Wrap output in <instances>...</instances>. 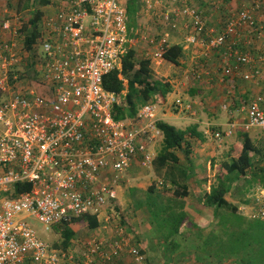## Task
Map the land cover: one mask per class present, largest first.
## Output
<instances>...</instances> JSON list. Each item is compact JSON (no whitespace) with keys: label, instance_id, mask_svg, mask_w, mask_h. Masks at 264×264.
<instances>
[{"label":"built area","instance_id":"2783aa9c","mask_svg":"<svg viewBox=\"0 0 264 264\" xmlns=\"http://www.w3.org/2000/svg\"><path fill=\"white\" fill-rule=\"evenodd\" d=\"M144 1L147 14H154L157 8L150 6L151 0ZM58 2V7L48 5L38 20L32 70L20 65L24 57L16 42V7L3 8L0 17V264H103L124 253L145 264L141 250L118 222L120 212L113 209L121 176L135 161L142 167L152 165L156 153L151 145L163 134L156 125L155 104L141 107L136 118L116 120L113 107L120 99L105 89L103 77L122 68L134 32L141 40L148 35H142L140 22L128 25L127 0ZM238 7L223 18L219 32L208 28L195 0H167L160 17L166 23L185 20L187 42L201 44L204 53L225 47L223 77L254 81L264 69V50L254 55L251 33L264 38L259 19L264 0L242 1ZM35 77L52 88V101L32 85ZM263 105L264 95L244 103L245 131L264 129ZM233 133L229 126L216 137ZM17 182L31 183L32 188L10 197ZM254 195L256 213L264 215V187ZM87 214L103 222L102 234L87 237L80 252L53 247L35 226L38 222L48 231ZM109 228L113 234L105 238Z\"/></svg>","mask_w":264,"mask_h":264},{"label":"trees","instance_id":"16d2710c","mask_svg":"<svg viewBox=\"0 0 264 264\" xmlns=\"http://www.w3.org/2000/svg\"><path fill=\"white\" fill-rule=\"evenodd\" d=\"M17 5V13L20 16L22 15V18L19 21L18 37H20V39L23 41V45L25 46V48L29 51H33V56H35L33 59L24 64L28 65V67H30L32 70L34 68V64L36 63L35 45L38 42L37 40L40 33V24L38 20L42 15V12L44 13L45 10H49L47 8L48 5H52L53 8L58 7L59 2L58 0H18ZM146 10L147 6L144 0H127L126 20L128 25L138 26V22L140 21V18L143 17V15L151 16L150 14H147ZM229 12L230 10L227 8L222 12L224 20L225 16ZM27 13L29 14V16L25 19L24 16ZM262 14H264L263 11ZM158 24L159 27L162 28V25L159 22ZM164 24L168 26L173 25L170 23V21L168 23L164 22ZM220 24H222L223 28V19L222 23ZM141 26H143V23H141ZM139 35L140 34H136L135 32L132 34V36H134L135 38L139 37ZM154 37L155 39L151 42V44H161L160 47L162 48V57L166 61L179 65L181 64V60H187V51L190 50L187 49L183 44H170L167 41L165 33L163 31L156 33ZM225 51V47H221L215 50V52L218 53L223 52L221 56L224 55ZM204 52L202 53L204 56H202L201 58H204V60L207 61L213 51H208L207 53ZM255 65L260 66L258 64ZM197 71L198 70H195L194 74L196 75L193 77L194 80L206 84L207 81L204 80L205 74L198 75ZM263 72L264 69H261V74H263ZM221 73L222 69L219 73L217 72V74L219 75H221ZM120 75H122V78ZM200 79L201 81H198ZM225 79H229V77H223L222 75L221 81L223 82ZM258 79H255L254 81ZM32 85L39 91V93L45 99L50 101L53 100L52 88L46 85L41 78L35 77L34 79H32ZM103 85L106 90L115 92L120 99V101L116 103L113 107V116L116 120L136 118L141 107L148 104H156L160 102L162 103L165 100V96L172 90V84L169 80H160L159 78L153 75L152 57H150L149 55L140 56L139 53H137V51L132 46L131 48H128L127 52L123 56L122 68L114 69L107 73L103 77ZM123 91H126V95H123ZM244 103L247 102L244 101ZM156 125L163 134V141L161 149L153 160L154 168L157 172V175L162 178V181L160 183L167 185L168 182V185H170V187H163L164 192H166L167 190H173V195L174 198H176L177 204L180 200L179 198L183 199L184 197L190 196L191 192L193 191V188L189 183H187V179L189 178L187 175V170L183 169L178 165L179 157L174 153V151L180 149L184 145H187L186 151H189L190 144L187 141V137L191 136L203 139V132L198 130L197 124H191L186 128L182 129L164 120H158ZM256 142L257 143H254V141H252V139L250 140L249 138L245 139V141L242 143L240 154L237 157L232 158L230 161H226L223 163V166L226 169L227 173L223 174L222 172L221 175L219 174L217 176L216 183L212 185L210 192L205 197V203L213 206L215 208V211H217L218 213L220 209H228L229 206L231 207L230 209L232 210V215L230 217H222L221 224L223 226L232 225L237 226L238 228H245V230L241 232H234L228 234L229 244H227L226 242L222 243V250L224 256H244V254H242L243 251H249L247 249L251 247V242L254 241L253 238H251V234L253 232L251 233L250 223L243 220L241 222L242 224H248L240 225L237 223L236 225H233L236 221H234L233 223L230 222V218H241L243 216L236 213L238 207L227 201L226 194L231 190L234 182L238 180V178H240L241 176H245L247 170L252 167L255 169V171L251 175V188L257 189L258 187H264V163L261 162V160L264 161V139L262 140V142L260 139L256 140ZM261 168H263V170H261ZM174 170H177L178 172H173ZM163 171L165 172L164 175H162ZM154 184H152L148 188V201H150L149 204L155 209H157L158 206H161L163 209H165L163 217L167 218L170 224L166 227L162 226L160 230L163 237L165 236V239H168L169 236L179 232L182 224L185 222L186 214L176 212V209H174V207L170 205L166 195L163 196L162 193H160L161 195L155 193L156 188ZM31 188V183L17 182L13 186V191L10 194L8 193V195L10 197H13L19 194L27 193L31 190ZM159 201H162V203H160ZM114 207L115 208L113 210L115 212L121 211L119 209L118 201L115 202ZM257 210L258 208L255 209V211ZM95 215H81L80 217L74 218L71 221L61 223L63 224V227L61 224L54 226L55 229L59 231L60 237L62 239L60 244L56 246L63 250L73 248L76 230L70 227L72 223H76L78 225V230H91L92 233H90L87 237L92 236L94 234V231H98L99 233V230L97 228L102 225V221H100V219H98V217ZM251 216L254 219L261 218L264 220V215L262 213L257 212L256 214H252ZM238 222L240 221L238 220ZM84 240L85 238L81 240H76L78 244L77 247L80 244L81 248L84 249ZM174 250L175 249H173L172 247L170 248V246H167L166 256L168 257L172 255L170 253H173ZM205 251L209 252V249L205 248ZM250 252L251 249L249 251V261H247V264H251ZM166 263L167 262H165V264Z\"/></svg>","mask_w":264,"mask_h":264},{"label":"crops","instance_id":"0c3cea01","mask_svg":"<svg viewBox=\"0 0 264 264\" xmlns=\"http://www.w3.org/2000/svg\"><path fill=\"white\" fill-rule=\"evenodd\" d=\"M242 1L243 0H195V3L205 12L206 15H209L210 19L207 23H213L214 25H217L222 23L223 14L221 9H226L225 6H227V4V7H232L234 5L238 6V4L240 7ZM2 6V0H0V7L2 8ZM262 15L263 16L261 17L259 16V19L262 23H264V14ZM185 47L188 48V46ZM159 58L161 59L162 57L159 56ZM153 61L154 58H152V62ZM178 67L180 68L181 65H178ZM154 73H156V70ZM189 79L191 82L186 84H182V82L176 78L168 79L172 84V90L165 96V100L162 103H156V109L158 118L160 117L159 120H164L182 129L191 124H197L198 130L203 132V139L191 136L187 137V141L190 144L189 151H186L187 145H184L180 149L174 151L178 157H180V150H184L185 154L188 155L186 162H180L179 160L178 165L187 170V175L189 177H187V183L192 186L194 193L191 192L190 196L184 197L183 199L179 198L180 202L178 201L176 204V198H174L173 190L160 192L163 196H167L170 205L176 209V212L186 214V219L179 232L169 236L168 239H165V236L163 237L161 230L157 229L156 227L151 230L150 236L146 235L144 237V239L147 241L149 237L151 240V244H145L143 246L145 247V251L148 249V255L150 253L154 255L153 259L150 261L145 254L146 262L147 264H165V262H167L166 264H247V261H249V251H243L242 254H244V256H241L242 259L239 260L233 257V255L224 256L222 250L223 242L229 244L228 234L241 232L245 230V228H238L237 226L232 225L223 226L221 224L222 217H230L232 215V210L230 209L231 207L229 206L228 209H220L218 213L215 211L213 206L205 203V197L210 192L212 185L216 183L217 176L219 174L221 175L222 172L223 174L227 173L223 163L230 161L232 158H235L240 154L242 143L245 141V139L249 138L250 140L252 139L254 143H257V139L252 133V131L256 128L251 129L250 131L244 130L242 124L245 121L246 112H243L244 109L242 108V104L237 99H234V97L237 96V93L242 94V97L251 95V87H249L247 90L244 89V91L241 92L236 90L237 88L235 78L225 79L224 82H226L229 90L232 91V98L231 100L228 98H223L222 101L219 100L220 104L222 105V110L217 108V111H212L209 108L204 111L206 113H201L197 110L191 111V109H184L182 107L184 104L180 105L182 102H179L178 104L182 107V109H177L178 111L171 112L167 107V104L171 99L172 102L174 101L173 103L178 102L179 100H184L182 95H185V99L189 98V103L191 104H198L199 102L204 104L209 101L213 103V99H211L214 96L213 91H208V87L206 89L205 84L203 83L197 82L195 80L192 82L191 75L189 76ZM253 90L254 91L252 94H259V92H257L259 91L258 87H254ZM178 104L177 106H179ZM220 104L218 107H220ZM224 105H226V108H224ZM197 114L199 117H197ZM182 125L186 127H182ZM229 126H232L234 129V133L232 135H223L221 138L216 137L217 131L226 130ZM215 130V133H210L211 131ZM161 141H163V137L161 138ZM223 155H227L228 157L222 160L215 159L218 157H223ZM216 160L218 162L214 164ZM138 165L139 162L135 161L132 167L121 176L119 181V197L122 194L126 196V200L128 201H134L132 193L137 192L139 188L148 189L147 184L144 182V178L146 177L142 173L140 174L141 171H138ZM261 170H263V168H261ZM254 171L255 169L253 167L249 168L246 172V175L238 178V180H236L232 185L231 190L226 194L227 201L238 207L236 213L244 217L251 215L254 211V207L251 206V208L248 207L247 209L241 210L240 208L243 207V205L240 204L246 202L248 197L238 201L237 193L247 189L243 188L245 185L251 187V175ZM164 174L165 172L162 173V175ZM156 177L158 180L162 179L157 175V173ZM137 182H139V184H137ZM141 184H144L145 186H142ZM123 185L126 187L122 188ZM203 187H206L208 193H205V196L203 195L201 197L200 193L202 192ZM157 189H155V193L160 194ZM147 193L144 196H139L138 201H145L146 203L148 201ZM197 197L199 198V201H197ZM146 232L148 231H143L141 233ZM159 239L160 243H158ZM153 241H155V243ZM167 246L175 249L173 253H170L172 255L168 257L166 256ZM205 248H208L209 252L205 251ZM125 257L131 256L124 255L123 258Z\"/></svg>","mask_w":264,"mask_h":264},{"label":"rangeland","instance_id":"374dc122","mask_svg":"<svg viewBox=\"0 0 264 264\" xmlns=\"http://www.w3.org/2000/svg\"><path fill=\"white\" fill-rule=\"evenodd\" d=\"M243 1H248V0H243ZM167 3V0H151V4L150 6H155V13L154 14H150L151 16L148 15H143L142 18H140V23H143V26L141 28L142 31V35H148L147 37H144L143 40H141L140 36L139 38H136L135 41L132 44V47L137 51V53H139L140 56H150L152 58H154V61L152 62V67H153V75L157 78H159L160 80H168V79H179L180 82H182V84H186V83H190V79L189 76H192V82L194 80V76L196 74L195 70H198V75L200 74H205L204 76V80L207 81L205 84V87H208L209 91H213V103L211 101L206 102L204 104H202L201 102H199L198 104H191V111L197 110L200 111L201 113H206L204 112L207 109H211L212 111H217V108L222 110L221 108V104L219 102V100L222 101V99L224 98H228L229 100H231L232 98V91L229 90V87L227 86L226 82H221V77H222V73L221 75L217 74V72L219 73L220 70L222 69L224 62H223V56L222 53L223 52H215L213 51L210 54V58H208V60H204V58H201L202 56H204L202 53L204 52L201 49V44H197V45H190L189 42H187V25L185 20L183 19H178V18H173L170 23L173 24L171 26H168L166 24H164V20L162 17H160V15H162V11L161 8L165 7ZM2 8L0 7V17L3 15V8H8L11 11H14L17 5V0H2ZM217 4V3H216ZM241 4V3H240ZM157 5V6H156ZM228 6V4H227ZM225 6V8H228L231 10H235L238 6H229L227 7ZM177 8V7H172V9ZM225 9H221V11L223 12ZM162 12V13H161ZM221 15V13H220ZM29 14L27 13L24 17L25 19L28 18ZM157 16V17H156ZM207 17V22H209L208 20L209 15H206ZM22 18V15H19V21ZM158 22L162 25L160 28ZM208 28L210 29H214L216 32H219L222 30V24H217L214 25L213 23L208 24ZM135 26V25H133ZM177 29V30H176ZM163 31L165 33V37L167 39V41L171 44V43H180L183 44L184 46H188L187 49H189L190 51H187L188 53V57L186 61L181 60V69L178 67L177 64H174L172 62L166 61L162 56V58L160 59L159 56L157 55V53L159 52V49L161 48V44H151V42L155 39L154 35L156 33H159ZM200 38V37H199ZM205 37H202V39H204ZM251 40L253 41V48H254V55H257L259 53L263 52V48H264V38L262 40H258L254 34L251 33ZM16 42L18 47L21 48V55L24 57L23 61L20 65H23V63H26L28 61H30L31 59H33L35 56L33 51H29L25 48V46L23 45V41L20 39V37H16ZM252 50V49H251ZM23 67H25L27 70L29 69L28 65L24 64ZM156 70V73H154ZM232 77H229V79ZM189 79V80H188ZM234 79V78H233ZM236 80V90L238 91H244V89H248L249 87H251V95H247L246 97H242V94H238L237 96L234 97V99H237L243 106L244 101L248 102L249 100L253 99L255 96V94H252V92L254 91L253 88L254 87H258L259 88V94L264 95V72L263 74L260 75V78L256 81H245L243 79H241V77L236 76L235 77ZM198 81H201L198 80ZM227 86V87H224ZM211 94V93H210ZM209 94V95H210ZM230 95V96H229ZM216 97V98H214ZM182 98L184 100H179L182 102V104H184V106L186 104H189L190 99L187 98L185 99V95H182ZM174 102V101H173ZM172 99L170 100V102L167 104V107L170 109L171 112L173 111H178L177 109H182V107L178 104V102L173 103ZM225 102V101H224ZM173 103V104H172ZM223 103V102H222ZM177 104L179 106H177ZM208 104V105H207ZM220 104V107H218ZM156 105V104H155ZM208 106V107H206ZM241 108V107H240ZM185 109V108H184ZM241 110V109H240ZM209 112V111H208ZM245 113V111H243ZM161 116V115H160ZM197 117H199V115L197 114ZM160 118V117H159ZM158 113H157V109L155 112V119L158 121ZM182 127H186L184 125H182ZM215 133V131H211L210 133ZM253 136L256 137L257 140H262L264 139V129L263 128H256L252 131ZM152 151L157 154L159 152V150L162 147V141L161 138H157L156 141H154V143H152ZM181 153L179 154V160L180 162H186L187 160V154H185L184 150H180ZM201 156V155H200ZM227 155H223V157H218L215 159L218 160H222L224 158H227ZM199 162V161H198ZM218 161L216 160L214 162L217 163ZM261 162L264 163L263 160H261ZM138 171H141L140 174L142 173L143 175H145L146 178H144V182L147 184V188H149L152 184L155 185V188L157 189V191L160 192H164V186H168L170 187V185H164L161 184L160 182L162 181V179L158 180V178L156 177V170L154 168V164L150 165V166H140V164L138 165ZM173 172H178L177 170H174ZM222 172V171H220ZM217 172V173H220ZM164 173V171H163ZM156 177V178H155ZM160 181V182H159ZM143 182V183H144ZM137 184H139V182H137ZM159 184V185H158ZM142 186H145L144 184H141ZM126 186L123 185L122 188H125ZM243 188H247L243 191H241L240 193H237V199L238 201L243 200L244 198H247L246 202L241 203L240 205H243V207H241V210L247 209L248 207L251 208L254 207V211L253 213H255V209L258 208V205H256V203L254 202V198L256 194V188H251L248 187L247 185H245ZM127 189V188H126ZM146 188H139V190L137 192H133L132 193V197L134 199V201H128L126 200V196L124 195H120L119 197V209L120 211V217H118V222L120 223V226L123 227L127 233V236H129L131 238V242L133 245H136L137 247H140L142 249L143 254L147 255L148 260L151 261V259H153V254H149L148 255V249L147 251H145V247H143L145 244L149 245L151 244V240L150 237L147 240L144 239V237L146 235L150 236L151 230H153L154 227H156L157 229H160L166 226H169L170 222L167 218L163 217L164 211L165 209H163L161 206H158L157 209H155L154 207H152L149 204V201H147L145 203V201H138L139 196H144L147 193ZM166 191V190H165ZM193 192V191H192ZM194 193V192H193ZM205 193H208V190L206 189V187L202 188V192L200 193V196L202 197L203 195L205 196ZM128 194V193H126ZM129 195V194H128ZM252 197V198H251ZM121 198V199H120ZM136 198V201H135ZM193 198V197H192ZM123 199V200H122ZM197 201H199V198L197 197ZM126 200V201H124ZM202 201V200H201ZM200 201V202H201ZM160 203H162V201H159ZM158 202V203H159ZM137 212V214H136ZM252 213V214H253ZM251 214V215H252ZM251 215L246 216V217H241V218H230V222L233 223L234 221H236L233 225H236L237 223L240 225H246L248 223H250L251 226V238H253L254 241L251 242V247H249L247 250L250 251L251 249V264H263L264 262V220L261 218H256L254 219ZM240 217V216H239ZM124 219V220H123ZM238 220L240 222H238ZM245 220L248 223L242 224L241 222ZM225 221V220H224ZM227 221V220H226ZM36 229L40 235V237H42L43 239L47 240L49 243L54 244V245H59L61 242V237L59 234V231L55 230V227H53V229H51V231H44L42 229V225L40 223H36L35 224ZM71 228H73L74 230H76V236L74 239V245L76 246V251L80 252L82 251V248L79 244V246L77 247V242L76 240H81L86 238L91 232V230H78V225L76 223H73L71 226ZM143 231H148L146 233H141ZM155 231V229H154ZM103 236L105 238H109L113 231H111V229L109 228ZM99 235H101V232L99 233ZM155 243V241H153ZM158 243H160V239L158 240ZM242 255H238V256H233L239 260L242 259L241 257ZM122 256L119 259L114 260L113 262H109V263H103V264H138L134 259H132L131 257H125ZM135 262H134V261ZM240 262V261H239ZM144 263L147 264L146 259L144 261Z\"/></svg>","mask_w":264,"mask_h":264},{"label":"clouds","instance_id":"9594fccd","mask_svg":"<svg viewBox=\"0 0 264 264\" xmlns=\"http://www.w3.org/2000/svg\"><path fill=\"white\" fill-rule=\"evenodd\" d=\"M196 4V3H195ZM199 8V7H198ZM191 104V103H190ZM157 155V154H156ZM119 217H120V215H119ZM101 221V220H100ZM73 224V223H72ZM71 224V225H72ZM102 224H103V222H102ZM62 225V227H63V224H61ZM54 227V226H53ZM53 227H52V229H53ZM101 227V226H100ZM100 227L99 228H97L98 230H99V233L101 232V229H100ZM123 228V227H122ZM124 229V228H123ZM56 230V229H55ZM49 231V230H48ZM51 231V230H50ZM57 231V230H56ZM124 231H125V229H124ZM38 232V231H37ZM104 232H106V231H104ZM98 233V231H94V234H99ZM125 233H126V231H125ZM39 234V233H38ZM101 234H102V232H101ZM105 234V233H104ZM113 234V233H112ZM126 235H127V233H126ZM40 236V235H39ZM42 238V237H41ZM43 239V238H42ZM86 239V238H85ZM45 240V239H44ZM47 241V240H46ZM48 242V241H47ZM51 244V243H50ZM53 247H56V248H58V249H61V248H59V247H57L56 245H54V244H51ZM134 246H136V245H134ZM137 247V246H136ZM73 248L74 249H76V246L74 245V243H73ZM140 250H141V252H142V249L140 248V247H138ZM70 249V248H69ZM63 250V249H62ZM142 254H143V252H142ZM124 255H129L128 253H124V254H122L120 257H118V258H116V259H119V258H121L122 256H124ZM144 255V257H145V254H143ZM129 256H131V255H129ZM132 257V256H131ZM133 258V257H132ZM116 259H114V260H116ZM145 259H146V257H145ZM145 259H144V261H145ZM113 260V261H114ZM113 261H111V262H113ZM134 261V260H133ZM135 262V261H134ZM107 263H109V262H107ZM146 264V263H145Z\"/></svg>","mask_w":264,"mask_h":264}]
</instances>
